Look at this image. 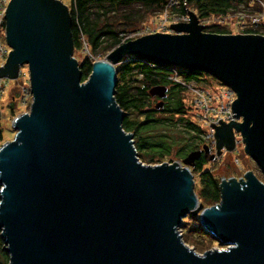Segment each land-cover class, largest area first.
Instances as JSON below:
<instances>
[{"label":"water","instance_id":"95a60500","mask_svg":"<svg viewBox=\"0 0 264 264\" xmlns=\"http://www.w3.org/2000/svg\"><path fill=\"white\" fill-rule=\"evenodd\" d=\"M5 17L12 50L0 78L27 66L32 94L14 138L0 146L7 264H264V180L251 169L223 177L221 200L205 206L190 168L202 150L146 164L115 96L117 65L129 55L211 75L237 93V119L215 126L216 154L234 150L238 133L264 175V34L208 32L189 10L173 32L117 45L83 80L65 2L10 0ZM167 90L150 92L164 98ZM188 214L220 247L199 253L184 241Z\"/></svg>","mask_w":264,"mask_h":264},{"label":"trees","instance_id":"16d2710c","mask_svg":"<svg viewBox=\"0 0 264 264\" xmlns=\"http://www.w3.org/2000/svg\"><path fill=\"white\" fill-rule=\"evenodd\" d=\"M169 10L177 13L180 20L187 17L189 10L195 11L201 19L238 13L249 16L264 10V0H176L175 3L173 0H72L70 11L75 52L88 50V55L79 61L83 80L92 72L93 62L98 56L107 55L122 42L136 38L129 34L138 30L150 16ZM205 31L231 33L221 23L206 25ZM243 32L264 34V23L251 24ZM117 70L119 82L115 96L127 113L123 126L134 134L135 146L141 158L153 163L166 159L182 161L205 145L203 140L200 142L203 128L187 115V90L170 79L172 74L168 66L153 65L150 61L129 55L125 56ZM180 74L187 81L199 82L205 81L202 76L207 73L181 70ZM157 85L168 87L164 105L159 108L155 106L157 96L150 92ZM19 96L18 91L12 94L8 105L11 111L15 110ZM3 140V130H0V146ZM209 162L208 156L202 155L190 166L198 175L196 192L205 206L221 200L222 175L218 176L212 169L206 168ZM258 176L264 180L263 175ZM205 235L202 236L207 238ZM8 262L9 254L4 250L0 235V264Z\"/></svg>","mask_w":264,"mask_h":264},{"label":"rangeland","instance_id":"374dc122","mask_svg":"<svg viewBox=\"0 0 264 264\" xmlns=\"http://www.w3.org/2000/svg\"><path fill=\"white\" fill-rule=\"evenodd\" d=\"M62 1L65 2L69 6V8L71 7L72 0H62ZM175 1L176 0H173V3H175ZM171 12L172 11L169 10L161 14L150 16L140 26V28H138V30L131 32L129 36L132 35L133 37L134 36L138 37L144 34L154 33L156 31L173 32L174 30H172L171 25L173 23L180 22L181 20L182 21L185 20L186 18H188V15L186 18L183 17L180 20V16L177 13H171ZM256 15L259 17H257ZM254 18H257L258 22L264 23V10L260 11L257 14L254 15L252 14L249 16L246 15L240 16V13H238L237 15L231 14L228 16H211L208 19H201L199 17L200 22L204 24L205 27L206 25L221 23V24H225L229 28L231 33H245L243 32V30L246 27L256 23L255 21H253ZM138 32L139 34H137ZM74 55L78 59V61H81L84 59L86 55H88V50L85 49L83 52L82 51L75 52L74 50ZM105 56L106 55L104 56L101 55L98 56L96 59H101L104 58ZM171 66H175V65H171ZM175 67H177L176 69L180 72L181 70H185L178 66ZM1 78L4 79L3 82L1 83L3 92L0 96V130H3V137H4V140L2 142L3 144L5 141L12 140L14 138L16 130L13 128V121L18 115L28 112L30 110L32 103V95L30 94L31 90H30L29 72L27 66H24L21 69L19 77L14 80L9 79L7 77H1ZM202 78L205 79V81H199V82L193 81V82L203 88H210V89L211 88L219 89V87H222L224 85V83L220 82L219 80H217L216 78L212 77L209 74L203 75ZM16 91L19 92L20 96L18 97L15 103V110L11 111L8 105L11 100L12 94L15 93ZM186 96H187L186 103L187 106L189 107L187 115L197 124H199L200 127L203 128V130H205V127L200 123L197 117L198 111L194 104L193 96L189 90H187ZM236 138L239 141L234 150L229 151L226 148H223L221 154L217 155L216 137H215V146H212V143L210 144V142H208L207 140L205 139L203 140L202 135H200L201 140L200 139L197 140H200V142L203 140L205 142V145L209 146L208 158L210 162L207 164L206 168L212 169L213 172L218 176L222 175L221 179L223 177L229 178L230 176H236L237 178H241L244 176V173L249 169L253 170L257 175L258 174L263 175L261 169L258 167L256 162L245 152L244 144L241 141L240 134L237 133ZM141 160L146 164L174 162V161H170L169 159H166L163 162H155V163L149 162L148 160H144L143 158H141ZM175 161L182 162L181 160H175ZM194 178L196 182L195 183V191H196V187L199 185L198 175L194 174ZM180 232L183 235L184 241L199 253H203L208 249L220 247L218 240H216L213 236L208 234L204 230V228L200 225L199 218L197 216L188 214L186 217H184L183 225L180 228ZM204 233L207 234L205 235L207 238H204L202 236L204 235ZM208 237H211L212 239Z\"/></svg>","mask_w":264,"mask_h":264},{"label":"built area","instance_id":"2783aa9c","mask_svg":"<svg viewBox=\"0 0 264 264\" xmlns=\"http://www.w3.org/2000/svg\"><path fill=\"white\" fill-rule=\"evenodd\" d=\"M9 2L10 0H0V66L5 65L8 55L12 50V47H10L6 41L5 16ZM187 19L188 18H186L185 21ZM257 20V18H254L253 21L259 23ZM137 34H139V32ZM152 64L157 65L155 63ZM168 67L171 69L172 74L170 76V79L182 84L183 87L189 90L193 96V101L198 111L197 117L200 123L205 127V130L201 134L203 140L205 139L210 142V144L212 143V146H215V126L221 123V119L224 122H230L237 119L233 110V103L237 98L236 91L226 84H224L222 87H219V89L203 88L193 81L185 80L180 74V71L176 69L177 67ZM3 80L4 79L2 78L0 79V96L3 92V88L1 87V83L3 82ZM238 120L242 121V118H239Z\"/></svg>","mask_w":264,"mask_h":264},{"label":"flooded vegetation","instance_id":"af4514ba","mask_svg":"<svg viewBox=\"0 0 264 264\" xmlns=\"http://www.w3.org/2000/svg\"><path fill=\"white\" fill-rule=\"evenodd\" d=\"M156 96H157V99H156L157 103H159V102H163V105H164V100H165L166 97L161 98V97H159L158 95H156ZM200 149L202 150L201 157H202V155H206V156H208V150H207V151L203 150V147L198 148V150H200ZM201 157H200V158H201Z\"/></svg>","mask_w":264,"mask_h":264}]
</instances>
